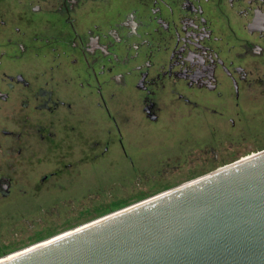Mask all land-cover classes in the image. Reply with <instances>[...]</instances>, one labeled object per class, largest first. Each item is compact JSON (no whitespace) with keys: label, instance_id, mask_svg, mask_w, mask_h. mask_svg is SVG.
Returning <instances> with one entry per match:
<instances>
[{"label":"flooded vegetation","instance_id":"flooded-vegetation-1","mask_svg":"<svg viewBox=\"0 0 264 264\" xmlns=\"http://www.w3.org/2000/svg\"><path fill=\"white\" fill-rule=\"evenodd\" d=\"M257 112L264 0H0V199L64 193L116 149L132 161L148 125L216 134Z\"/></svg>","mask_w":264,"mask_h":264},{"label":"water","instance_id":"water-1","mask_svg":"<svg viewBox=\"0 0 264 264\" xmlns=\"http://www.w3.org/2000/svg\"><path fill=\"white\" fill-rule=\"evenodd\" d=\"M144 201L1 264H264V150Z\"/></svg>","mask_w":264,"mask_h":264},{"label":"rangeland","instance_id":"rangeland-1","mask_svg":"<svg viewBox=\"0 0 264 264\" xmlns=\"http://www.w3.org/2000/svg\"><path fill=\"white\" fill-rule=\"evenodd\" d=\"M249 123L233 131L226 122L216 134L199 119L148 125L129 139L132 161L116 149L93 169L68 175L64 193L49 184L34 198L0 199V260L264 150V113H252ZM52 169L34 164L31 175Z\"/></svg>","mask_w":264,"mask_h":264},{"label":"bare ground","instance_id":"bare-ground-1","mask_svg":"<svg viewBox=\"0 0 264 264\" xmlns=\"http://www.w3.org/2000/svg\"><path fill=\"white\" fill-rule=\"evenodd\" d=\"M249 158H250V157H249ZM246 159H247V158H246ZM244 160H245V159H244ZM157 197H158V196H157ZM157 197H155V198H157ZM144 202H145V201H144ZM142 203H143V202H142ZM142 203H140V204H142ZM140 204H138V205H140ZM138 205H135V206H138ZM133 207H134V206H133ZM133 207H130V208H133ZM130 208H127V209H125V210H123V211H120V212H118V213L112 214V215H110V216H108V217H105V218H103V219H100V220H98V221H96V222H94V223H91V224H90V223H86V226L81 227V228H78V229L73 230V231H68L67 233L62 234L61 236H59V237L56 238V239H53V240L48 241V242H44V243L37 244V245H35V246H33V247H30V248H28V249H26V250H24V251H22V252L20 251L19 253H16V254H14V255H12V256H9V257H7V258H4V259L0 260V264L3 263V262H6V261H8V260H10V259H12V258H15V257H18V256H20V255H23V254H25V253H27V252H30V251H32V250H34V249H36V248H39V247L45 246V245H47V244H49V243H51V242H54V241H56V240H60L61 238H64V237L69 236V235H71V234H74L75 232L81 231V230H83V229H85V228H88V227L94 225V224L100 223V222H102V221H104V220H106V219H108V218H111V217H113V216H115V215H117V214H120L121 212H124V211H126V210H129Z\"/></svg>","mask_w":264,"mask_h":264}]
</instances>
